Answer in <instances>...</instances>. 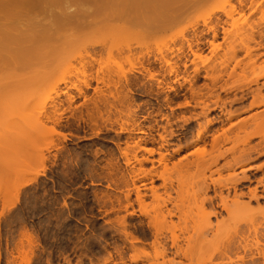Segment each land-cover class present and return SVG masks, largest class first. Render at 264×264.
I'll use <instances>...</instances> for the list:
<instances>
[{
  "label": "rangeland",
  "instance_id": "rangeland-1",
  "mask_svg": "<svg viewBox=\"0 0 264 264\" xmlns=\"http://www.w3.org/2000/svg\"><path fill=\"white\" fill-rule=\"evenodd\" d=\"M131 1L95 0L89 4L68 2L70 5L66 6L62 0L61 4L52 5L50 9L53 12H76L77 18L82 16L81 12L85 8L88 11V23H93L85 29L68 27L61 31L60 37L31 40L27 43V55L22 53L24 43L16 42V39L1 32V29L19 30L26 27L25 19L22 18L21 23L16 20L11 22L15 8L9 3L0 6V33L3 34L0 39V264H121L118 249L124 251L127 263L129 256L134 253L151 260L156 257L157 251L150 247L151 230L144 213L154 218L160 207L164 210L165 207L170 208V204L163 206L165 195L160 191L157 200L146 202L143 212L135 206L134 215L124 209V202H119L123 197L122 192H125L121 180L126 167L122 152L128 140L126 134L119 131L134 117L127 116L126 104L118 105L121 113L109 105L94 107L90 100L95 96V81L86 89L84 96H77V89L71 87L72 84L82 87L83 79L91 71L92 56L98 59L107 72L128 74L146 84L153 83L155 90L156 81L149 79L147 72L139 73L141 67L135 56L128 58L126 52L120 53L116 48L109 50L106 46L131 44L134 55L149 52L151 60L154 56H160L158 48L161 46L167 45L174 49L184 47L186 57L181 60L175 54L176 51L172 53L164 50L162 53L172 62L179 63L178 82H175L174 75L169 77L160 71L158 62L152 64L155 71L161 75L167 74L162 85H171L181 94L170 105L173 109L166 105L165 97L167 94L172 99L175 91L157 94L147 91L139 81L138 85L131 88L134 103L130 107L137 111L140 127L147 129L157 123L164 125L165 115L174 121L176 135L169 138L168 147L172 154L171 162L191 158L197 148L191 146L173 154L179 145L184 147L193 140V136L187 133L190 123L183 120L190 114L179 104L184 102L185 96H191L189 80L195 68L200 69V76L193 83L196 89L204 88L210 83L211 77L222 75L220 85H224L226 90L218 92L222 99L227 100L228 110L232 113L241 112L237 119L249 117L258 111L242 112L248 107L251 98L230 102L241 96L238 87L246 78L253 77L254 67L264 64L263 54L258 63L253 65L250 57L255 52L249 57L244 51L235 52L239 50L241 42L249 41L257 34L256 24L264 19V12L256 14L248 23L233 28L230 26L231 20L224 16V12H229L231 8L227 0H208L190 7L173 25L152 30L151 35H148L144 17L150 14L144 13L139 0ZM164 9L167 11V8ZM20 13L31 20L36 17L47 21V14L39 10L21 9ZM216 16L228 20V23L218 26L217 39L212 40L211 33L202 36V58L193 63L195 57L188 50L185 39L192 38L193 27L205 30L204 23L209 26L214 24ZM222 27L227 29V33H222ZM28 28L33 29L32 24ZM104 44L106 46L101 47ZM93 45L96 46L91 49ZM140 45L150 46L149 51L144 48L141 51ZM262 52L264 50L256 54ZM236 62L238 66L232 71ZM65 91L76 96L70 107L67 95L61 94ZM110 101L113 99L110 98ZM188 109L193 111L192 107ZM216 115H219L218 111L208 117ZM50 117L61 118V125L56 126L48 121ZM203 118H200L201 122ZM220 125L214 124L213 129ZM141 136L146 139L153 137L145 134ZM128 142L132 145L131 140ZM128 154L130 157L133 155L132 151ZM263 161L258 160L253 165L259 166ZM255 167L249 175L258 177L260 173ZM39 172L41 174L35 181L20 190L17 203L5 211L15 201L20 185ZM195 172L191 171L190 174ZM229 173L223 172L221 178H226ZM109 175L114 182L109 180ZM209 175L208 169H202L195 181ZM212 178L217 179L219 176L215 173ZM191 182L192 179L187 181L189 185ZM159 184L157 182L156 185ZM251 205H260L264 209V200L251 202ZM187 210L189 217L186 222L180 223L173 218V225L168 227L170 223H166L161 227L162 230L168 233L171 228L180 233L182 229L197 234L201 229L200 218L195 217L197 209L194 204H189ZM245 217L246 214L241 213L239 233L231 243L229 259H222L218 253H214L210 263L211 252H200L202 244L194 238L189 257L176 258L174 264H264V212L257 210L252 215V223L246 222ZM122 218L126 220L125 230L136 238V246L139 247L136 252L129 249L131 239L124 236ZM222 218L227 220L225 212H222ZM211 221L214 224L217 220L211 218ZM222 232L229 237L234 234L231 226H226ZM208 238H212V234ZM109 254L113 256L112 261H109ZM156 263L162 264L163 260L158 258Z\"/></svg>",
  "mask_w": 264,
  "mask_h": 264
},
{
  "label": "bare ground",
  "instance_id": "bare-ground-1",
  "mask_svg": "<svg viewBox=\"0 0 264 264\" xmlns=\"http://www.w3.org/2000/svg\"><path fill=\"white\" fill-rule=\"evenodd\" d=\"M63 1L68 6L70 5L68 2H72L73 4L79 2L89 4L95 0ZM206 1L208 0H157L154 3L153 0H139L138 3L142 5L144 13L150 14L144 17V27L146 33L151 35L152 30L165 29L173 25L190 7ZM5 3H9L15 8L11 22L16 20L21 23L20 20L23 18L26 21V27H22L19 30L15 28L1 29V32L11 37V39H16V42L24 43L25 45L22 47L24 55L28 54L29 48L27 43L31 40L40 41L52 39V36L60 37L61 31L68 27L77 26L85 29L93 23L92 21L88 23L86 16L88 11L85 8H83L80 18H77L76 12H53L50 7L61 4L62 0H43V2L41 0H0V6ZM227 4L231 8L229 12H224V16L228 20H231L230 26L233 28L238 27L242 23H248L256 14L264 12V0H227ZM164 8H167V11H164ZM21 9L39 10L47 14V21L44 18L36 17L31 20L20 13ZM235 14L238 15L237 18L234 17ZM215 19V23L210 26L204 23V26H206L205 30H198V27H193L192 38L185 39L188 44V50L195 57L192 61L193 63H196V59L202 58V36L211 33L212 40H215L219 36L218 26L228 23V20H223L220 16H216ZM260 20L256 24L260 26V28L257 26V34L253 35L249 41L241 42L239 50L235 51H244L246 57L251 56L255 52L250 57L253 65L258 63V59L262 54L264 55V52L256 54V52L264 50V19ZM31 24L33 29L28 28ZM2 33H0V39L3 37ZM222 33H227V29L223 28ZM256 38H258V41ZM210 44L213 45V41ZM95 46L93 45L91 49H94ZM105 46L106 44L101 45V47ZM194 46L197 49L194 50ZM106 47L109 50L116 48L120 53L126 52V57L128 58L135 56L141 67L139 73L144 74V72H147L149 73L148 78L156 81L155 90L153 83L147 82L146 84V82L139 81L136 77L131 78L128 74L115 75L107 72L100 65L98 59L92 56L91 71L83 79L82 87H79L77 84H72L71 87L77 89V96H84L86 89L90 88L92 82L95 81L96 86L93 88L95 96L90 100L94 107L99 108L100 104L104 106L109 105V107L115 108L116 112L121 113L118 105L122 106L126 104L128 110L127 116L134 117L127 126H123L119 131V133H125L126 138L131 140L132 143L130 145L128 140H126V146L123 148L125 151L122 152L125 157L124 164L126 167L122 171L121 180L125 187V192H122V200H119V202H124V209L128 214H135V206L143 212L146 202L150 199L157 200L161 195L160 191L165 195L162 199L163 206H166V204L171 205L170 208L165 207V210L163 207H160L158 214L154 218L144 213L147 217V225L151 230L149 235L152 239L150 247L157 251L156 257L151 260L134 253L129 256V263H127L124 251L118 249L117 254L121 260V264H157L158 258L163 260L162 264H174L176 258L189 257V251L193 248L191 243L194 238H197L202 244L199 249L200 252H211L209 257L210 263L212 262L211 256L214 253H218L222 259H229L228 251L230 250L231 243L236 240L239 233L241 213L246 214V222L252 223V215L257 210L264 212V209H261L260 205L256 207L251 205V202L264 200V161L259 166L255 167L253 165L258 160H264V64L254 67L253 77L246 78L245 82L238 87L241 96L230 102L244 101L251 98L248 107L243 109L242 112H248L253 109H258V111L243 119H237L241 112L232 113L230 109L226 108L227 100L222 99L220 92H218V90H226L224 85H220L222 75L211 77L209 84H206L204 88L196 89L193 83L200 76V69H194V74L189 80L191 96L189 98L185 96L184 102L179 104V107L185 108L190 114L187 118H183V120L190 123L187 133L193 136V140L184 147L179 145L173 151V154L179 153L184 148L191 146L197 148L191 158H185L175 163L171 162L172 154H170L168 148L170 145L169 138L176 135L173 129L174 121H171L169 116L165 115L163 116L166 120L164 125L157 123L155 126L148 127L147 129L140 127V123L137 121V111L130 107L134 103L131 88L133 85H138L139 81L140 84L146 87L147 91H155L157 94L175 91V96L172 99L167 94L165 97L166 105L173 109L170 105L175 102L176 98L179 99L181 94L175 87L171 85L164 87L162 83L167 74L169 77L174 75L176 78L175 82H178L180 67L177 61L172 62L166 54L162 53L164 50L171 51L172 53L176 51L175 54L181 60L183 57H186L184 47L180 46L174 49L167 45L161 46L158 48L160 56H154L153 60L150 59L149 52H140L134 55L131 44H111ZM140 47L141 51L143 48L148 51L150 49L148 45H140ZM155 62L160 64V71L167 73L166 75H161L160 72L154 70L152 64ZM184 66L186 68L185 63ZM237 66L238 62H236L232 71ZM95 67H97L96 70H94ZM206 78H209V76L206 75ZM61 94L67 95L68 107H70L76 96L69 93V91L61 92ZM110 98L115 102L117 101V103L110 101ZM58 103L62 105V102ZM188 107H192L193 111L189 110ZM196 109H199V111ZM214 111H218L219 115L209 118L208 115H211ZM201 117H204L202 122L200 120ZM234 119L236 121H233ZM48 121H52L56 126L61 125V118L53 119L50 117ZM192 122H194L193 126H191ZM216 123H220L221 125L213 129ZM152 132H155V135H152ZM143 134L153 137L146 139L141 136ZM130 151L133 153L131 157L128 154ZM254 167L260 173L258 177L249 175V172ZM202 169H208L210 175L195 181V178H197ZM238 170L239 172H237ZM191 171L196 172L190 174ZM223 172L230 173L226 178H221ZM215 173L219 178H212ZM40 174V172L36 173L33 178L26 180L20 185L15 201L11 205H8L5 211L17 203L20 190L35 181ZM174 174H177V176L174 177ZM109 177V180L114 182L113 177L110 175ZM190 179H192L191 185L187 183ZM157 182H160V184L156 185ZM189 204H194L197 209L195 217L200 218L201 229L197 231V234H190L188 231L185 232L182 229L180 233L172 231L171 228L168 233L162 230L161 227L166 225V223H170L168 227L173 225V218H176L180 223L186 222L189 217L187 210ZM129 210L131 211L129 212ZM222 212L227 214V220L222 218ZM219 217L222 219L219 220ZM211 218H215L217 221L213 224ZM122 219L121 224L124 225V236L126 239H131L129 249L136 252L139 249L136 246V238L131 232L125 230L126 220L125 218ZM226 226H231L232 233H234L233 236L229 237L223 234L222 230ZM211 234L212 238L209 239L208 236ZM112 257L109 254V261H112ZM227 264L231 263L228 262Z\"/></svg>",
  "mask_w": 264,
  "mask_h": 264
}]
</instances>
